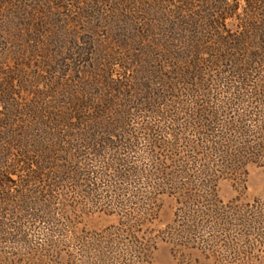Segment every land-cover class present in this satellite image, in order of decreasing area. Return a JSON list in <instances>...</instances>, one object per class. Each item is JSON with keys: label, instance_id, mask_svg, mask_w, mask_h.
I'll list each match as a JSON object with an SVG mask.
<instances>
[{"label": "trees", "instance_id": "trees-1", "mask_svg": "<svg viewBox=\"0 0 264 264\" xmlns=\"http://www.w3.org/2000/svg\"><path fill=\"white\" fill-rule=\"evenodd\" d=\"M97 4L125 15L120 52L12 115L28 121L0 157V264H152L158 240L208 264L264 252V202L218 196L264 169V0ZM162 196L175 211L158 236ZM96 212L116 225L80 235Z\"/></svg>", "mask_w": 264, "mask_h": 264}, {"label": "rangeland", "instance_id": "rangeland-1", "mask_svg": "<svg viewBox=\"0 0 264 264\" xmlns=\"http://www.w3.org/2000/svg\"><path fill=\"white\" fill-rule=\"evenodd\" d=\"M122 16L125 15L111 14V9L97 4V0H0V157L13 153V126L27 118L12 115L26 113L35 99L33 92L46 96L57 81L75 79L82 60L110 50L120 52L116 39L124 27ZM117 40L121 42V36ZM8 77L13 81L6 86L4 81ZM3 114H8V118ZM218 196L224 203H263L264 169L249 166L247 174L238 180L220 182ZM174 211L172 198H158L153 223L156 235L161 236L159 233L172 223ZM116 223V217L96 212L81 216L78 229L80 235L101 233ZM247 257L243 255L231 264H264L261 250ZM152 264L208 263L195 251L158 240Z\"/></svg>", "mask_w": 264, "mask_h": 264}]
</instances>
